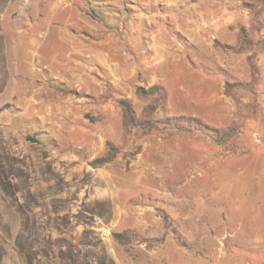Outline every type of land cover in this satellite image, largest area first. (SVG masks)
<instances>
[{
    "label": "rangeland",
    "instance_id": "obj_1",
    "mask_svg": "<svg viewBox=\"0 0 264 264\" xmlns=\"http://www.w3.org/2000/svg\"><path fill=\"white\" fill-rule=\"evenodd\" d=\"M255 3L0 0V264H264V100L225 93L249 66L214 47L256 23ZM154 84L170 116L239 134L154 132L90 166L123 142L116 99L139 115L136 88ZM125 229L149 242L126 251Z\"/></svg>",
    "mask_w": 264,
    "mask_h": 264
},
{
    "label": "trees",
    "instance_id": "obj_2",
    "mask_svg": "<svg viewBox=\"0 0 264 264\" xmlns=\"http://www.w3.org/2000/svg\"><path fill=\"white\" fill-rule=\"evenodd\" d=\"M248 5L255 12L256 23L251 24L250 28L238 27L235 44H224L215 39L214 47L233 55L245 53L249 66L250 80L238 83L226 81L225 93L231 95L239 89L252 92L256 97L262 96L264 100V0H257V3ZM135 93L139 98L148 101V104L138 115L128 99H116V104L122 110L123 142L115 144L107 141L105 152L89 161V165L93 168L109 165L117 157L127 159L137 156L142 151L141 140L154 132L167 136L196 132L220 147L228 144L239 134V130L235 127L218 129L194 116H170L167 104L168 94L166 88L160 84L149 87L138 86ZM159 212L167 222L169 220L167 213L164 210H159ZM112 238L126 251H129L132 244L149 242L134 229L113 232Z\"/></svg>",
    "mask_w": 264,
    "mask_h": 264
},
{
    "label": "crops",
    "instance_id": "obj_3",
    "mask_svg": "<svg viewBox=\"0 0 264 264\" xmlns=\"http://www.w3.org/2000/svg\"><path fill=\"white\" fill-rule=\"evenodd\" d=\"M142 3V2H141ZM49 5H50V3H49ZM66 20H67V18H66ZM29 36H32V35H29ZM29 39H28V37H27V39H26V41H28ZM32 43H33V41H32ZM33 48V47H32ZM34 48H33V53H34ZM27 51H29L30 52V47H28V49H27ZM23 73V72H22ZM8 93V91H6V94ZM2 102H0V104H1ZM4 103V102H3ZM28 140H30V139H28ZM35 139H33V141H34Z\"/></svg>",
    "mask_w": 264,
    "mask_h": 264
}]
</instances>
